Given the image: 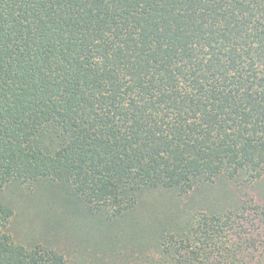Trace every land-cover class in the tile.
<instances>
[{
    "label": "trees",
    "instance_id": "trees-1",
    "mask_svg": "<svg viewBox=\"0 0 264 264\" xmlns=\"http://www.w3.org/2000/svg\"><path fill=\"white\" fill-rule=\"evenodd\" d=\"M35 182L131 218L97 263L264 264V0H0V264H69L10 231L4 187Z\"/></svg>",
    "mask_w": 264,
    "mask_h": 264
},
{
    "label": "rangeland",
    "instance_id": "rangeland-1",
    "mask_svg": "<svg viewBox=\"0 0 264 264\" xmlns=\"http://www.w3.org/2000/svg\"><path fill=\"white\" fill-rule=\"evenodd\" d=\"M209 190L211 189L191 192L189 196L156 192V194L148 197L149 199H144V206L138 210L139 215L137 214L139 222L141 225L150 226L148 220L150 214H158L160 215L158 217L164 221L169 212H172L170 208L174 207L176 201L180 204L178 208L180 210H189L191 207L200 208L203 204L202 197ZM2 194L5 201L9 202L14 209L10 221L11 233L18 240L27 241L28 244L44 243V240L52 242L59 250H62L69 260V264H90L87 261L90 254L95 255V263L93 264H102L96 261H99V256L100 258L107 256L106 245L111 248L108 253L111 254L115 250L114 254H116L120 249H124V244L127 242V232L129 231L131 235L135 231L137 232L136 229L131 231L130 225L127 224L131 222L129 217L123 220L127 223L118 222V225L113 226L107 221L108 224L104 225L101 229L102 233H99L98 226L94 222L95 219L87 218L84 207L82 206L80 209V204L78 205L74 199L69 200L70 202L66 201L68 208L63 207L65 204L62 203L67 192L57 186L37 182L23 188L10 185L4 187ZM250 194L255 195L254 200L257 199L255 193H248V196ZM237 197L240 200L244 199L242 193H238ZM65 209L67 210L65 211ZM192 211L194 210H189V212ZM112 238L115 239L117 245L115 248L111 246ZM69 243L71 244L69 245ZM118 256L120 255H116V258ZM115 264L120 263L115 262Z\"/></svg>",
    "mask_w": 264,
    "mask_h": 264
}]
</instances>
